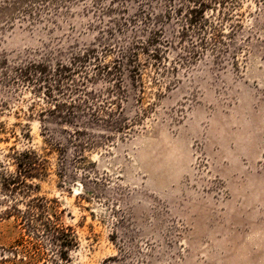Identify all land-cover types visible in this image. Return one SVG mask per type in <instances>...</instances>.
<instances>
[{
	"label": "rangeland",
	"instance_id": "obj_1",
	"mask_svg": "<svg viewBox=\"0 0 264 264\" xmlns=\"http://www.w3.org/2000/svg\"><path fill=\"white\" fill-rule=\"evenodd\" d=\"M41 1L32 15L0 18V53L10 60L47 49L69 65L73 51L108 27L126 43L145 35L142 8L165 10V0ZM237 13L231 44L240 48L239 69L229 54L223 64L207 54L164 74L148 67L140 84L126 76L123 116H140L131 133L87 152L63 185L56 155L49 157L50 174L33 195L56 200L62 222L75 229L80 244L69 264H264V0H240ZM163 24L171 36L175 23ZM3 71L0 151H39L40 113L52 106L30 84H5ZM71 159L69 149V172ZM19 233L13 218H0V246Z\"/></svg>",
	"mask_w": 264,
	"mask_h": 264
},
{
	"label": "trees",
	"instance_id": "obj_2",
	"mask_svg": "<svg viewBox=\"0 0 264 264\" xmlns=\"http://www.w3.org/2000/svg\"><path fill=\"white\" fill-rule=\"evenodd\" d=\"M37 1L6 0L0 6V18L8 20L21 9L32 15ZM57 1L41 2L53 6ZM239 3L240 0H165L161 13L142 8L140 13L149 22L143 31L145 35L120 43L115 31L108 27L98 42L73 51L69 65L59 56L52 57L47 49L11 60L6 53H0L3 82L30 84L34 95L52 106L40 113L45 139L39 151L18 150L16 146L9 147L7 153L0 151V209L4 207L0 218H13L20 229L12 244L0 246V264L71 262L70 253L80 244L75 229L62 222L56 200L33 195L38 188L35 182L50 174L49 157L56 155L55 174L63 185L75 178V173L88 161L87 152L131 133L140 116L133 123L123 116L126 76L135 85L140 84L142 71L148 67L164 74L168 65L176 71L197 63L207 54H212L218 64H223L229 54L232 65L239 69L240 48L231 44L241 27ZM166 21L175 23L171 36L163 26ZM122 23L118 22L120 28ZM172 53L175 58L170 59ZM90 64L92 70L88 69ZM136 101L140 102V96ZM96 130L101 134L97 135ZM3 132L0 126V135ZM69 149L70 172L66 166Z\"/></svg>",
	"mask_w": 264,
	"mask_h": 264
}]
</instances>
